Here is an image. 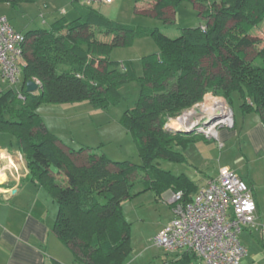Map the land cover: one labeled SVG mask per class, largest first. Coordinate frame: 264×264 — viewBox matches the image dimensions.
I'll return each instance as SVG.
<instances>
[{"label": "trees", "instance_id": "obj_1", "mask_svg": "<svg viewBox=\"0 0 264 264\" xmlns=\"http://www.w3.org/2000/svg\"><path fill=\"white\" fill-rule=\"evenodd\" d=\"M182 1L187 0H150L140 11L172 23L175 18L168 19L167 11L174 14ZM190 1L202 7L198 14L205 24L184 28L177 38L157 29L122 27L92 9L84 19H60L49 30L24 34L20 91L24 99L14 90L0 93V136H11L26 157L28 179L56 204L51 231L70 250L73 264H124L130 251V224L122 205L139 194L132 192L136 174H145L143 191L157 197L166 191L181 192L182 201L191 202L197 186L154 164L155 159L186 160L176 148H185L191 135L168 131L170 119L201 103L207 93L224 98L230 106L231 94L238 93L240 111L256 113L264 126V45L259 48L262 40L250 35L264 18V0ZM95 28H104L101 34L109 41L98 40ZM144 36L154 40L158 52L141 60L140 76L131 65L109 59L112 48L129 46ZM250 51L255 55L248 59ZM27 81L39 82L37 93H26ZM131 82L138 86L137 99L119 123L136 143L141 166L67 147L46 129L36 111L42 104L83 101L105 110L118 102L121 86Z\"/></svg>", "mask_w": 264, "mask_h": 264}, {"label": "rangeland", "instance_id": "obj_2", "mask_svg": "<svg viewBox=\"0 0 264 264\" xmlns=\"http://www.w3.org/2000/svg\"><path fill=\"white\" fill-rule=\"evenodd\" d=\"M149 1L113 0L111 4H106L105 0V3L95 0H18L13 3L0 1V15H4L10 25L22 34L33 30H49L51 25L60 19L69 22L77 18L84 19L91 9L122 27L146 31L157 29L169 38H177L184 28H197L205 24L198 14V10H202V7L199 4H193L190 0L180 2L174 14L172 10L167 11L168 19L175 18L172 23H165L163 19L141 12L148 8ZM103 31L104 28H95L96 38L101 41H109V36L101 34ZM250 35L262 40L259 48L264 45V18L252 28ZM157 52L154 40L150 36H144L136 38L129 46L112 48L108 57L124 66L131 65L135 75L140 76L142 72L141 60ZM254 55L255 53L250 51L248 59ZM3 89H7L5 84ZM137 94L138 86L135 82H131L121 86L118 92V102L105 110L94 108L88 102L83 101L42 104L36 111L42 118L46 129L67 147L73 150L86 148L89 149L88 153L103 154L113 162L129 161L134 165L141 166L143 163L136 143L119 123L123 112L133 107ZM218 100L224 103L225 112L230 113L232 123L230 122V125L229 123L214 125L216 122H213L203 128L201 122L204 116L198 111L202 110L204 105L213 104ZM241 102L238 93L231 94V106L224 98L207 93L201 103L183 112L177 117L178 119H170L165 127L174 131L171 126L184 115L192 113L186 117L185 122L183 121L184 124H188L178 127L183 131L192 127L189 132L191 137L188 139L186 147L176 148L185 156L186 160L174 163L155 159L156 167L163 172L174 175L185 174L189 178H193L194 175L195 177L200 175L201 179L215 177L221 153L218 148L219 142L215 138L216 134L220 129L232 126L233 117L235 120L240 113ZM215 115H221V113ZM210 127L216 132L215 135L208 133ZM2 136L4 139L2 138L1 142L12 139L9 135ZM191 163L196 166L192 167ZM144 175L143 173L135 175L132 192L139 194L122 205L123 216L130 224V251L124 264H128L129 261H134L133 264H160L156 262V257L161 255L162 250L154 244L153 238L159 233L160 227H163L162 225L168 221L170 209L152 191H143L145 187ZM149 176L154 177L153 174ZM53 208L54 211L51 212L54 214L55 204H53Z\"/></svg>", "mask_w": 264, "mask_h": 264}, {"label": "crops", "instance_id": "obj_3", "mask_svg": "<svg viewBox=\"0 0 264 264\" xmlns=\"http://www.w3.org/2000/svg\"><path fill=\"white\" fill-rule=\"evenodd\" d=\"M102 2L104 0H100ZM111 3L113 0L106 4ZM2 138L0 136V264H73L72 253L51 231L56 204L45 190L28 179L26 157L13 145L12 139L1 142ZM215 138L221 152L215 177L173 175L186 176L198 189L216 181L220 169L233 171L248 186L256 203L254 226L245 227L239 235L246 250L240 264H264V126L256 113L240 111L235 120L233 117L232 126L220 129ZM191 166L196 165L191 163ZM170 193L166 191L159 197L170 209L163 227L173 219ZM53 204L56 206L54 214L51 212ZM161 250L157 263L203 264L190 253ZM186 255L192 260L186 259Z\"/></svg>", "mask_w": 264, "mask_h": 264}, {"label": "built area", "instance_id": "obj_4", "mask_svg": "<svg viewBox=\"0 0 264 264\" xmlns=\"http://www.w3.org/2000/svg\"><path fill=\"white\" fill-rule=\"evenodd\" d=\"M24 44V34L0 15V93L14 90L20 99H24L20 92ZM182 198L181 192L170 193L173 219L153 238L154 244L166 252L190 253L203 264H240L246 250L239 235L256 219V203L248 186L233 171L222 168L217 180L198 188L191 202Z\"/></svg>", "mask_w": 264, "mask_h": 264}, {"label": "bare ground", "instance_id": "obj_5", "mask_svg": "<svg viewBox=\"0 0 264 264\" xmlns=\"http://www.w3.org/2000/svg\"><path fill=\"white\" fill-rule=\"evenodd\" d=\"M218 113H221L222 116L221 115H215ZM191 114L192 113H190V114L188 113V114L184 115V117L181 118L180 121L177 120V122L175 124H173L171 127L174 129H179L178 128L179 126H185L183 121L186 119V117L190 116ZM199 114H201V115L203 114L204 117H213V115L218 116L220 118L218 123H226V124L229 123V125L231 124L230 123L231 122L230 113L225 112L224 103L222 101H219V100L213 104L204 105L202 110H199ZM208 133L214 134V129L210 127V129L208 130Z\"/></svg>", "mask_w": 264, "mask_h": 264}, {"label": "water", "instance_id": "obj_6", "mask_svg": "<svg viewBox=\"0 0 264 264\" xmlns=\"http://www.w3.org/2000/svg\"><path fill=\"white\" fill-rule=\"evenodd\" d=\"M40 87H38V85L36 84L35 81H27L25 83V91L26 93H29V94H35L38 89ZM199 113V111H198ZM178 119V118H177ZM220 120V118L218 116H213V117H202V122H201V126L203 128H206L208 127L210 124H212L213 122H216L214 125H216L218 123V121ZM190 129H187V130H177V129H173L174 131H182V132H186V133H189L191 130H192V127H189ZM168 131H172L170 129H167Z\"/></svg>", "mask_w": 264, "mask_h": 264}]
</instances>
